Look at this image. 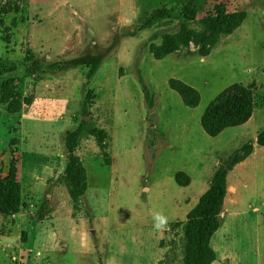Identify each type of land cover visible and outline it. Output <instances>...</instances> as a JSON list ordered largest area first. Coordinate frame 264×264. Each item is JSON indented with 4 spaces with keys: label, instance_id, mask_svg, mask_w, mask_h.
<instances>
[{
    "label": "rangeland",
    "instance_id": "rangeland-1",
    "mask_svg": "<svg viewBox=\"0 0 264 264\" xmlns=\"http://www.w3.org/2000/svg\"><path fill=\"white\" fill-rule=\"evenodd\" d=\"M219 4L246 17L208 54L154 57ZM87 54L103 55L92 77L71 63ZM233 83L252 86V116L210 136L202 115ZM83 119L74 199L67 135ZM263 129L264 0H0V177L16 165L22 200L0 213V264H184L188 214L231 162L213 264H264Z\"/></svg>",
    "mask_w": 264,
    "mask_h": 264
},
{
    "label": "trees",
    "instance_id": "trees-1",
    "mask_svg": "<svg viewBox=\"0 0 264 264\" xmlns=\"http://www.w3.org/2000/svg\"><path fill=\"white\" fill-rule=\"evenodd\" d=\"M167 12L165 8L158 9L140 28L150 25L153 18L166 16ZM245 17V11L228 12L224 4H219L216 14L202 21L201 30L183 25L177 33L164 34L160 44H151L150 51L156 59H162L182 48H186L187 54L193 55L196 53L190 48L193 42L195 45H200L197 52L206 55L210 48L218 42L220 35L231 33L241 25ZM102 60L103 55L101 54H87L72 60L71 63L90 66L88 76L92 77ZM170 85L180 93L188 106L196 107L199 104L200 93L196 88L180 79H171ZM144 88L146 95L149 96L150 92L146 84ZM254 107L255 96L252 86L233 83L223 89L209 104L202 115L201 124L208 135L217 136L227 128L246 123L251 118ZM85 131L86 120L83 119L79 126L69 131L67 135L69 161L65 175L71 185L70 193L74 199L78 196L74 188L78 185L76 174L79 170L75 148L77 141ZM258 144L264 146V129L258 136ZM233 166L234 163L231 162L218 171L210 188L189 212L186 223L184 264H212L215 261L216 252L211 245V239L221 225L220 215L227 194V175ZM178 179L183 183L180 176ZM83 187L85 188V185ZM21 206V184L17 178L16 165L13 164L7 176L0 177V213L11 214L19 211Z\"/></svg>",
    "mask_w": 264,
    "mask_h": 264
},
{
    "label": "clouds",
    "instance_id": "clouds-1",
    "mask_svg": "<svg viewBox=\"0 0 264 264\" xmlns=\"http://www.w3.org/2000/svg\"><path fill=\"white\" fill-rule=\"evenodd\" d=\"M154 221H155L154 226H155L157 229H162L163 227L166 226V223H167L166 217H164L162 214H157V215L154 217Z\"/></svg>",
    "mask_w": 264,
    "mask_h": 264
},
{
    "label": "crops",
    "instance_id": "crops-1",
    "mask_svg": "<svg viewBox=\"0 0 264 264\" xmlns=\"http://www.w3.org/2000/svg\"><path fill=\"white\" fill-rule=\"evenodd\" d=\"M213 264V263H212Z\"/></svg>",
    "mask_w": 264,
    "mask_h": 264
}]
</instances>
